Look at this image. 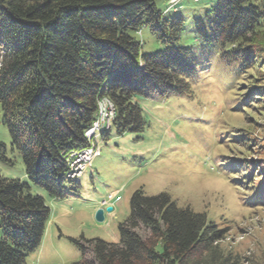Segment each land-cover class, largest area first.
Instances as JSON below:
<instances>
[{"label": "trees", "instance_id": "trees-1", "mask_svg": "<svg viewBox=\"0 0 264 264\" xmlns=\"http://www.w3.org/2000/svg\"><path fill=\"white\" fill-rule=\"evenodd\" d=\"M204 19L195 22L196 35L217 46L245 81L262 54L253 48L264 46V0H216ZM142 27L162 50L142 53L132 36ZM182 29L183 19L165 18L156 0H0V123L32 185L51 199L74 195L78 185L65 180L66 157L88 146L84 133L101 101L115 108L111 126L120 135L142 129L136 99L188 89L196 60L177 44ZM6 151L0 142L2 162ZM49 216L28 184L0 175V264H25ZM117 229L116 243L75 241L81 257L74 264H242L219 246L225 229L164 192H133Z\"/></svg>", "mask_w": 264, "mask_h": 264}, {"label": "rangeland", "instance_id": "rangeland-1", "mask_svg": "<svg viewBox=\"0 0 264 264\" xmlns=\"http://www.w3.org/2000/svg\"><path fill=\"white\" fill-rule=\"evenodd\" d=\"M215 4L216 0H156L165 18L183 19L177 44L194 56L196 72L180 94L136 99L140 131L126 129L118 135L112 125L107 138L97 133L99 155L74 181L78 186L72 197L51 199L30 183L0 123V142L8 158L0 161V175L28 184L50 210L40 246L27 255L25 264H74L81 257L75 241L118 242V224L128 217L130 197L138 189L147 196L164 192L177 206L204 213L226 230L221 249L242 264H264V206L257 204V199H264V46L253 48L262 54L254 58L245 81L235 76L219 48L195 32V22L205 21ZM132 36L142 53L163 48L147 27ZM105 106L106 101L100 102V110ZM100 118L98 114L95 120ZM90 130L84 133L87 139ZM78 152H70L67 160ZM110 194L115 196L114 211L105 212L98 222L95 212Z\"/></svg>", "mask_w": 264, "mask_h": 264}, {"label": "built area", "instance_id": "built-area-1", "mask_svg": "<svg viewBox=\"0 0 264 264\" xmlns=\"http://www.w3.org/2000/svg\"><path fill=\"white\" fill-rule=\"evenodd\" d=\"M195 2L201 1V0H194ZM108 103V106H105L103 110H100L99 105H98V111L96 113V119L101 115L100 120H95L92 127L89 129L90 130V135H88L86 140L90 143L87 144L85 148L79 150L78 153H72L69 155L68 160H67V165H68V173L67 177L68 178H74L78 176L87 162L90 161V159L94 156L97 155V150L94 145V136L96 132H103L109 129L111 123L113 122L115 118V108L113 107L112 103L109 102L108 100H103ZM102 102V101H101ZM100 104V103H99ZM86 133V132H85Z\"/></svg>", "mask_w": 264, "mask_h": 264}, {"label": "water", "instance_id": "water-1", "mask_svg": "<svg viewBox=\"0 0 264 264\" xmlns=\"http://www.w3.org/2000/svg\"><path fill=\"white\" fill-rule=\"evenodd\" d=\"M111 209L110 208H107L106 211H110ZM95 220L98 221V222H102L103 220V215H102V211L101 210H98L95 214Z\"/></svg>", "mask_w": 264, "mask_h": 264}, {"label": "clouds", "instance_id": "clouds-1", "mask_svg": "<svg viewBox=\"0 0 264 264\" xmlns=\"http://www.w3.org/2000/svg\"><path fill=\"white\" fill-rule=\"evenodd\" d=\"M65 180H66V182L71 183V182H70V178L67 177V174L65 175ZM109 208H110L111 210H110V211H107V212H106L107 214H109V213L112 212L113 205H112L111 207H109Z\"/></svg>", "mask_w": 264, "mask_h": 264}, {"label": "crops", "instance_id": "crops-1", "mask_svg": "<svg viewBox=\"0 0 264 264\" xmlns=\"http://www.w3.org/2000/svg\"><path fill=\"white\" fill-rule=\"evenodd\" d=\"M113 209H114V208H113ZM113 211H114V210H113ZM113 211H112V212H113Z\"/></svg>", "mask_w": 264, "mask_h": 264}]
</instances>
